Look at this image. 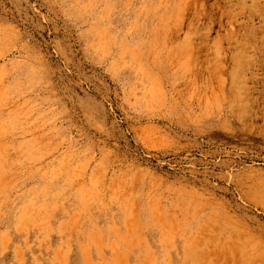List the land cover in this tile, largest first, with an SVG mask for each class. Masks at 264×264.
I'll use <instances>...</instances> for the list:
<instances>
[{"label": "rangeland", "instance_id": "1", "mask_svg": "<svg viewBox=\"0 0 264 264\" xmlns=\"http://www.w3.org/2000/svg\"><path fill=\"white\" fill-rule=\"evenodd\" d=\"M0 264H264V0H0Z\"/></svg>", "mask_w": 264, "mask_h": 264}, {"label": "bare ground", "instance_id": "2", "mask_svg": "<svg viewBox=\"0 0 264 264\" xmlns=\"http://www.w3.org/2000/svg\"><path fill=\"white\" fill-rule=\"evenodd\" d=\"M233 4L237 5V7H242L248 3V0H232Z\"/></svg>", "mask_w": 264, "mask_h": 264}]
</instances>
